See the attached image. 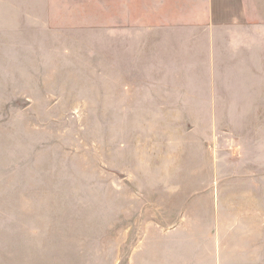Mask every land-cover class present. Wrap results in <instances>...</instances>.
<instances>
[{
    "label": "rangeland",
    "instance_id": "rangeland-1",
    "mask_svg": "<svg viewBox=\"0 0 264 264\" xmlns=\"http://www.w3.org/2000/svg\"><path fill=\"white\" fill-rule=\"evenodd\" d=\"M30 34L0 33L1 262L239 255L243 225L264 216V81L140 107L134 92L149 90L117 76L114 34L15 38Z\"/></svg>",
    "mask_w": 264,
    "mask_h": 264
},
{
    "label": "crops",
    "instance_id": "crops-1",
    "mask_svg": "<svg viewBox=\"0 0 264 264\" xmlns=\"http://www.w3.org/2000/svg\"><path fill=\"white\" fill-rule=\"evenodd\" d=\"M10 3L14 11L8 15L14 18L0 22V33H33L15 38L114 34L117 76L124 83L132 82L128 86L135 90H149L134 92L133 97H145L137 102L140 107L151 105L153 101L148 97L159 95L167 97L158 101L160 105L184 104L191 101L190 94L221 90L249 93L263 87L258 83L264 81V0H12ZM171 96H175L173 100ZM263 217L260 211L243 225L237 244L239 255L228 259L231 247L224 248L216 259L214 256L213 264H264V228L261 229L264 221H260ZM31 232L36 239L33 247H42L38 231ZM36 257L22 264H60L57 259ZM170 258L167 253L165 260ZM180 260L188 261L183 256ZM198 262L190 260L183 264Z\"/></svg>",
    "mask_w": 264,
    "mask_h": 264
}]
</instances>
